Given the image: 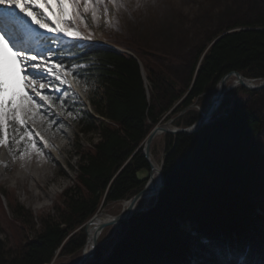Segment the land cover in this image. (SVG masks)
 <instances>
[{
    "label": "trees",
    "instance_id": "trees-1",
    "mask_svg": "<svg viewBox=\"0 0 264 264\" xmlns=\"http://www.w3.org/2000/svg\"><path fill=\"white\" fill-rule=\"evenodd\" d=\"M221 30L189 50L187 61L171 60L178 76L151 62L149 51L115 43L143 62L149 84L127 52L88 42L71 49L86 66L91 102L103 117L82 112L80 122L85 133L100 136L79 145L74 183L48 212L36 217L15 195L0 191V264H50L80 251L87 241L83 226L100 207L139 191L136 174L147 163L141 146L172 109L167 120L205 97L230 71L264 78V13ZM193 110L179 126L201 117ZM263 128V117L247 101L225 96L204 128L167 135L160 195L118 226L110 253L100 244L88 264H264Z\"/></svg>",
    "mask_w": 264,
    "mask_h": 264
},
{
    "label": "rangeland",
    "instance_id": "rangeland-1",
    "mask_svg": "<svg viewBox=\"0 0 264 264\" xmlns=\"http://www.w3.org/2000/svg\"><path fill=\"white\" fill-rule=\"evenodd\" d=\"M125 3L127 10L122 9L120 12L113 11L109 5L110 24L106 25V18L103 15L98 24L89 18L88 31L94 36L92 42L108 45L117 42L134 44L149 51L148 59L174 76H178L176 75L178 72L171 60L187 61L189 50L199 44H206L207 40L217 36L221 29L225 30L239 21H255L264 13V0H155V3L148 0L139 10H133L135 0H125ZM80 28L85 31L83 24ZM147 83L150 82L147 80ZM217 86L218 84L205 97L196 100L199 107L205 110L210 105ZM87 88L85 91L83 82L79 85L74 84L69 97L65 98L67 103L63 108L59 102H55L50 110L42 108L43 115L36 117L35 120H32L30 113L25 116L28 128L32 131L33 138L37 140V146L42 148L45 155L38 156L35 151L29 149V155L24 159H14L8 147H0L3 153L0 158V191L15 195L19 201L34 210L36 217L51 210L63 191L74 183L80 160L79 145L85 146L99 139L98 131L85 133L80 122L82 112L92 114L98 121L103 120L92 105V88L88 85ZM149 92L152 98L150 85ZM226 96L247 101L264 119V89L251 92L239 87L228 92ZM37 102L39 103L38 98ZM193 109L200 111L198 107ZM68 111H72L75 118L69 117ZM182 116L174 125L179 126L178 122ZM36 133L47 140L46 146ZM167 138V134H163L153 144L154 158L160 166L163 164ZM261 143L264 149V128ZM23 147L21 144V151ZM47 151L50 153L45 157ZM16 155H19V152ZM5 163L8 167H4ZM158 182L159 180L156 181L157 184ZM156 197L142 200L138 208L149 209L156 201ZM128 199L103 205L98 212L117 215L123 210V203ZM3 202L7 214L13 217V210L6 195H3ZM117 230L118 226H111L104 231L100 244H104L105 254L112 250ZM82 256L83 248L73 254L58 255L55 264H76Z\"/></svg>",
    "mask_w": 264,
    "mask_h": 264
},
{
    "label": "snow or ice",
    "instance_id": "snow-or-ice-1",
    "mask_svg": "<svg viewBox=\"0 0 264 264\" xmlns=\"http://www.w3.org/2000/svg\"><path fill=\"white\" fill-rule=\"evenodd\" d=\"M147 2L135 0L133 10ZM109 5L115 12L127 10L125 0H0V147H8L14 159H24L29 149L44 155L28 128L27 114L35 120L55 102L63 108L74 84L83 82L88 90L86 66L77 63L71 49L94 40L89 18L98 24L103 15L106 25L111 23ZM16 76L22 84L15 83ZM67 115L73 117L72 111ZM36 136L47 145L43 136Z\"/></svg>",
    "mask_w": 264,
    "mask_h": 264
},
{
    "label": "water",
    "instance_id": "water-1",
    "mask_svg": "<svg viewBox=\"0 0 264 264\" xmlns=\"http://www.w3.org/2000/svg\"><path fill=\"white\" fill-rule=\"evenodd\" d=\"M225 33L221 34L218 38L223 36ZM217 38V39H218ZM216 39V40H217ZM215 40V41H216ZM214 41V42H215ZM213 42V43H214ZM212 43V44H213ZM211 44V45H212ZM116 47V46H114ZM129 54H131L136 60L139 61L143 76L147 82L146 71L143 66V62L135 55L132 51L124 50L122 48L117 47ZM235 77L237 81L235 84H230V79ZM243 88L251 92H257L264 89V78H251L246 76L244 73L238 70H233L226 73L218 83L216 92L212 97L210 105L204 110L203 108L199 107L196 102L191 104L190 106L186 107L180 113L171 116L167 121L164 122L166 117L170 116L173 109L166 115V117L157 124L150 134L147 136L145 141L143 142L141 149L143 150V154L146 158V162L149 165V168H143L137 172V178L139 181H146L149 180L148 183L140 190L138 193L134 194L125 202L123 203V210L117 214L110 216L103 220H98V212L95 213L89 221L83 226L84 230L87 235V241L83 248V256L79 259L76 264H88L91 260H93L98 253L99 246H100V239L104 233V231L111 226H119L121 223L131 219L137 212L147 210L148 208H138L139 203L148 195L151 191L154 192V196H159L161 191L165 186V176L163 170V164L160 168V182L157 185L156 182L153 183L154 180V168L155 164L153 161V144L155 140L163 134L167 135H180V134H193L204 128L208 125L212 120H214L217 112L221 108L225 96L228 92L237 89ZM198 107L201 113V117L189 126H177L174 125L175 121L187 113L190 109ZM133 157V156H132ZM131 157V158H132ZM130 158V159H131ZM93 231H90L91 224H95ZM87 247L89 249L87 250ZM57 258L54 259L52 264L56 263Z\"/></svg>",
    "mask_w": 264,
    "mask_h": 264
},
{
    "label": "bare ground",
    "instance_id": "bare-ground-1",
    "mask_svg": "<svg viewBox=\"0 0 264 264\" xmlns=\"http://www.w3.org/2000/svg\"><path fill=\"white\" fill-rule=\"evenodd\" d=\"M218 38V37H217ZM215 41V40H214ZM14 81H15V83L16 84H22V81L20 80V77L19 76H16V77H14ZM237 81V79L235 78V77H232L231 79H230V84H235V82ZM18 90H20V89H18ZM45 91H47V90H45ZM21 94H23L22 92H21ZM37 99V98H36ZM49 151H47V153H46V156L45 157H47V154L49 155ZM45 155V154H44ZM3 156V153H2V151H0V158ZM44 161V160H43ZM153 161H154V164H155V168H154V179H155V182L157 181V180H159V182H160V168H161V166L157 163V161H155V159L153 158ZM159 182H158V184H159ZM153 183H154V180H153ZM142 190V189H141ZM139 192V191H138ZM137 192V193H138ZM154 192L153 191H151L148 195H146V197L144 198V199H149V198H151V197H153L154 195ZM143 199V200H144ZM125 203V206H126V202H124ZM110 216H113V215H110L109 213H107V212H98V220H103V219H106V218H108V217H110ZM95 225H96V223L95 224H91V226H90V231L92 232L93 231V229H94V227H95ZM89 249V247H87V250ZM59 254V253H58Z\"/></svg>",
    "mask_w": 264,
    "mask_h": 264
},
{
    "label": "flooded vegetation",
    "instance_id": "flooded-vegetation-1",
    "mask_svg": "<svg viewBox=\"0 0 264 264\" xmlns=\"http://www.w3.org/2000/svg\"><path fill=\"white\" fill-rule=\"evenodd\" d=\"M154 158V157H153ZM155 159V158H154ZM156 161V159H155ZM143 168H149V165L146 163L145 166H142L139 170L143 169ZM138 170V171H139ZM137 171V172H138ZM155 171V170H154ZM136 178H137V174H136ZM149 180H146V181H139L138 178H137V182H139V191L148 183ZM154 182H155V179H154ZM158 185V184H157Z\"/></svg>",
    "mask_w": 264,
    "mask_h": 264
}]
</instances>
